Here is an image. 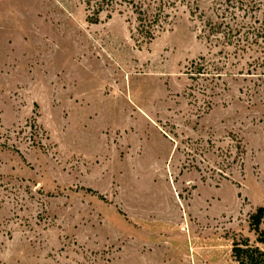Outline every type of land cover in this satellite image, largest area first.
Segmentation results:
<instances>
[{
    "label": "rangeland",
    "instance_id": "1",
    "mask_svg": "<svg viewBox=\"0 0 264 264\" xmlns=\"http://www.w3.org/2000/svg\"><path fill=\"white\" fill-rule=\"evenodd\" d=\"M163 1L141 31L138 0H0V264L264 252V53L234 46L264 0Z\"/></svg>",
    "mask_w": 264,
    "mask_h": 264
},
{
    "label": "trees",
    "instance_id": "2",
    "mask_svg": "<svg viewBox=\"0 0 264 264\" xmlns=\"http://www.w3.org/2000/svg\"><path fill=\"white\" fill-rule=\"evenodd\" d=\"M145 0H138L135 6V10L138 13V28L142 31L147 28L152 27L153 25L159 26L162 28V22L165 20L167 13L165 12V6L174 4L170 1L164 2L163 0H156V4L145 5ZM92 22H97V18L90 19ZM218 34L222 33L221 37L217 39L228 40L233 42L232 32L233 29L222 28L217 25L213 27ZM242 32V34H240ZM240 34V35H239ZM252 44H256L259 47H262V53H264V24L260 26H247L246 30H241L240 28L234 27V46L237 48L250 47ZM264 61V56L261 59ZM223 69L217 66L210 65L209 61L207 62L204 56L198 57L196 60L190 62L189 73L190 75H198L201 73H206L209 75H221L220 71ZM264 220V205L258 206L253 213L249 216V229L253 231L256 235V241L259 243H264V230L260 228ZM232 256L235 258L238 264H264V252L261 251L258 247L249 246L248 240L245 239L238 243L237 241L233 242L232 245Z\"/></svg>",
    "mask_w": 264,
    "mask_h": 264
}]
</instances>
